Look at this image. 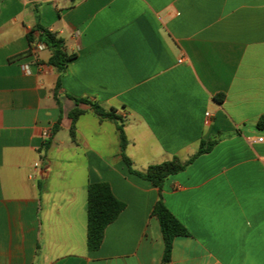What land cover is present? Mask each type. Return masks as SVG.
Segmentation results:
<instances>
[{
	"label": "crops",
	"instance_id": "obj_1",
	"mask_svg": "<svg viewBox=\"0 0 264 264\" xmlns=\"http://www.w3.org/2000/svg\"><path fill=\"white\" fill-rule=\"evenodd\" d=\"M37 25L76 55L58 92ZM263 116L264 0H0V264H264ZM119 127L140 172L217 143L160 191L129 172ZM99 182L125 208L89 251ZM160 196L190 234L168 262Z\"/></svg>",
	"mask_w": 264,
	"mask_h": 264
},
{
	"label": "trees",
	"instance_id": "obj_2",
	"mask_svg": "<svg viewBox=\"0 0 264 264\" xmlns=\"http://www.w3.org/2000/svg\"><path fill=\"white\" fill-rule=\"evenodd\" d=\"M35 29L39 32L38 41L45 45L46 49L50 52L48 59L49 65L55 67L59 72V78L56 83V92L61 87V78L66 70L67 64L75 59V54H69L66 51L65 41L56 33L37 25ZM34 30L28 33L27 38L30 44L34 43ZM225 98L223 94L218 96L222 101ZM76 103H84L91 106L93 111L100 117L101 120L114 119L115 116L111 112H105L100 105L88 99L73 98ZM83 114V111L74 109L70 113L72 119L71 137L74 138L75 123L78 118ZM257 129L264 132V116L257 121ZM120 148L122 158L131 174H134L142 179L151 182L160 191L166 179L174 174L185 170L198 156L208 153L217 140L208 142H201L197 153L189 160L183 162L178 157H173L171 160L162 162L160 164L150 165L145 172L137 171L133 168L132 161L124 154L127 145V140L122 128H118ZM125 204L115 197L111 187L106 182H99L90 184L87 188V248L89 251H94L100 248L107 226L113 223L120 213L124 210ZM153 216H155L160 224L161 232L163 235L165 250L164 262H168L173 242L177 237L189 236V231L185 226L167 209L163 202L162 196L156 203L153 209Z\"/></svg>",
	"mask_w": 264,
	"mask_h": 264
},
{
	"label": "built area",
	"instance_id": "obj_3",
	"mask_svg": "<svg viewBox=\"0 0 264 264\" xmlns=\"http://www.w3.org/2000/svg\"><path fill=\"white\" fill-rule=\"evenodd\" d=\"M37 49H39V50H42V49H44V45L43 44H39L38 46H37ZM182 61V60H181ZM180 61V62H181ZM23 70L25 71V72H29V67L28 66H23ZM210 115H209V113H207L206 114V117H209ZM250 143L252 144V145H254V144H264V137L263 136H258V137H253V138H251L250 139Z\"/></svg>",
	"mask_w": 264,
	"mask_h": 264
},
{
	"label": "rangeland",
	"instance_id": "obj_4",
	"mask_svg": "<svg viewBox=\"0 0 264 264\" xmlns=\"http://www.w3.org/2000/svg\"><path fill=\"white\" fill-rule=\"evenodd\" d=\"M86 120L88 121V119H86ZM79 177L82 178L83 175H81V173H79ZM47 183L50 184V185H54V184H56V181L53 178H51Z\"/></svg>",
	"mask_w": 264,
	"mask_h": 264
}]
</instances>
